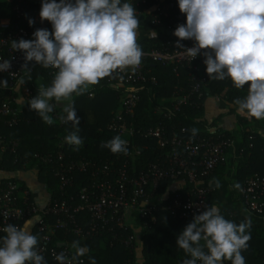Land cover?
<instances>
[{
  "label": "built area",
  "instance_id": "built-area-1",
  "mask_svg": "<svg viewBox=\"0 0 264 264\" xmlns=\"http://www.w3.org/2000/svg\"><path fill=\"white\" fill-rule=\"evenodd\" d=\"M8 3L14 18H0V62L9 60L11 68L0 71V80L8 81L7 88L0 87V126H16L22 120L18 99L21 98L25 106L38 94L29 87H16L28 69H23L24 53L13 50L11 42L34 39L33 33L37 29L52 27L51 22L42 21L39 14L26 12L28 0H8ZM128 3L136 9L140 22L149 16L152 25L165 24L171 37L149 47L138 43L143 51L139 68L117 71L107 77L121 94L119 106L111 112L106 131L111 139L120 136L127 141V154H108L106 158L96 160L72 159L63 151V146L68 143L64 137H58L55 151L32 154L33 160L43 164L42 174L50 170L58 182L56 192L44 206H38L31 193L22 190L16 181L7 180L0 186V237L6 235L2 229L7 224L21 227L26 221L38 218L35 224L40 239L37 250L47 264H58L55 256L60 253L72 264L84 261L82 256L72 260L76 253L71 247L72 242L54 239L60 231L80 240L107 235L109 244L128 247L136 239L134 231L126 233L127 229H133L127 223L129 217L134 221L139 218L148 226L156 221L157 213L163 211L174 219L190 223L194 215L211 206L209 198L216 187L205 181L226 162L227 150L233 143L223 132H197L193 136L179 124L167 127L157 120L150 125L135 123L133 117L140 103L137 93L140 85H157L156 76L147 67L149 63L169 67L175 77H183L182 81L177 80L168 101L173 110L182 106H203L211 79L206 72L204 50L193 59L187 55L185 48L193 47L194 40H182L180 43L185 48L177 47L179 38L174 35V30L186 23V14L181 13L178 0H128ZM30 19L34 21L32 25ZM57 71L50 68L52 81ZM160 113L170 119V112H161L157 105L153 107V115ZM53 115L56 121L62 122L61 111ZM137 140L150 141L154 145L137 144ZM157 148L161 150L158 157ZM142 150L150 151L153 158L138 161ZM5 153L10 155L12 164L29 162L21 157L19 141L6 138L0 131V159ZM181 181L186 186L169 194H158L162 182ZM238 197L245 210L261 213L264 209V176L254 173L245 178L238 188ZM234 216L232 213L231 217Z\"/></svg>",
  "mask_w": 264,
  "mask_h": 264
},
{
  "label": "clouds",
  "instance_id": "clouds-1",
  "mask_svg": "<svg viewBox=\"0 0 264 264\" xmlns=\"http://www.w3.org/2000/svg\"><path fill=\"white\" fill-rule=\"evenodd\" d=\"M178 6L186 14V23L174 30L179 38L177 47H184L182 40H194L193 47L184 48L191 59L204 50L210 79L228 77L237 89L247 84V96L234 101L237 112L264 120V0H178ZM39 15L42 21L51 22L52 31L37 29L34 39L13 40L11 47L24 53L27 80L31 79L30 61L58 70L51 85L40 87L28 104L44 123L52 125L50 114L63 103L66 116L61 120L64 124L71 122L76 129L64 139L78 151L83 139L78 135L80 118L73 95H83L89 86L114 72L139 68L143 56L137 42L140 20L133 5L121 0H42ZM33 23L30 19L29 24ZM152 35L156 37V32ZM10 68L9 60L0 62V71ZM25 81L21 78L16 87ZM0 87L7 88L8 81H0ZM191 131L193 136L198 132L196 128ZM101 147L113 154L128 151L127 141L120 136ZM212 183L221 187L219 180ZM250 227V220L237 224L226 219L215 204L206 208L194 215L177 236V246L190 257L182 264H246L242 251L248 248ZM2 231L6 235L0 237V264H47L27 221L22 227L7 224ZM71 247L76 249L72 260L84 254L79 241H73ZM55 259L58 264H72L63 253ZM91 264H95L94 258Z\"/></svg>",
  "mask_w": 264,
  "mask_h": 264
},
{
  "label": "trees",
  "instance_id": "trees-1",
  "mask_svg": "<svg viewBox=\"0 0 264 264\" xmlns=\"http://www.w3.org/2000/svg\"><path fill=\"white\" fill-rule=\"evenodd\" d=\"M121 2H128V0H121ZM41 6L42 5L38 6L28 1L26 12L34 15L37 13V7L41 8ZM0 18H14L11 5L8 2L0 4ZM140 26H142L146 32L143 37L137 41L144 47L152 46L163 39L171 37V32L165 24L152 25L149 16L140 22ZM47 29L50 30V28ZM153 31L156 32V37L152 35ZM28 67L31 69V79L27 80L29 74L27 70L23 77L26 81L24 85L21 86L22 89L24 87H29L33 91L38 92L40 87L51 85L52 80L49 75L50 68H44L35 61H30ZM147 67L156 76L157 85H140V89L137 91L140 95V103L133 117L135 123L137 125H150L157 120V122L161 121L165 123L167 127H170L171 124L185 126L188 133H192L191 130L197 125L195 115L201 111L202 106L199 108L182 106L179 110H173L168 102L172 96L174 86L177 84V80H183V77H175L171 68L162 67L159 64L149 63ZM0 81H2V79ZM247 93V84L243 88L237 89L228 77L224 80L211 79L207 90V95H217L225 98L226 101L233 106L229 108L228 112L235 116H237L235 111L237 105L234 103L235 99H243L247 96ZM120 94L121 92L111 84L107 77H105L101 79L98 84L89 86L88 91L83 95H73L74 107L77 116L80 118V123L77 126L79 129L78 135L83 139V145L77 151L74 150L73 146L65 144L63 146V151L66 156L72 159L85 158L96 160L98 158L104 159L108 154L113 155L108 148H102L101 144H103L104 141L111 140V136L106 131V125L111 112L119 106ZM156 105L161 112H170V119L164 118L162 113L157 114V116L153 115L152 110ZM63 107V103L57 104L53 113L50 114L54 119L52 125L44 123L37 113L30 109L29 104H26L20 114L22 120L16 126H0V131L6 138L19 141V152L21 157L29 160L27 164L15 165L12 164L10 155L5 153L0 159V170L16 172L25 170L30 166L35 167L39 181L49 190V198L56 192L58 182L50 170H46V173L44 175L42 174L44 166L33 160L32 154L36 152L43 154L55 151L57 149L56 144L58 142V137L65 138L70 132L76 130L71 122L64 124L63 122L56 121L53 115L55 112L61 111V114L66 116ZM252 119L255 122L259 121L254 117ZM262 126L264 127V120L262 121ZM237 128L243 140V145L245 147L251 145L246 151L249 152L250 158L255 165H253L252 170L246 172L249 174L248 177L254 173L264 176V136L256 133L255 129L243 124L238 119ZM223 133L232 137L230 132ZM136 143L149 146L154 145V143L150 141L137 140ZM160 152L161 150L157 148V157ZM152 158L153 154H150V151L142 150L138 161L145 162L147 159ZM244 179L242 180L241 178L242 182ZM7 180L18 182L22 190L28 191L25 184L17 179V177L0 179V186ZM242 182L239 184V187ZM167 184V182H162L159 185V195L165 192ZM236 193L237 200L239 201L238 189ZM209 201L211 206L215 204L217 207H220V213L226 219L236 222L237 224L247 221L238 215L231 217V210L221 206L219 203L217 188L210 196ZM230 202L232 201H228V203ZM252 214L264 219V209L261 213ZM35 219L36 224L38 218ZM135 223L137 226L142 227L140 243L135 239L128 247L120 244H109L107 235L80 240L70 234L64 235L62 231H60L57 232L54 239L66 240L68 242L79 241L80 245L86 250V252L81 255L84 258L82 264H91V258H94L95 264H127L128 262L132 264H182L184 259L190 258L176 244L177 236L188 224L187 222L174 219L166 212L160 211L157 213L156 221L148 226L145 221L139 218L135 220ZM35 224L33 227L34 231H36ZM247 231L250 233L251 239L248 241V248L242 251L246 264H264V226H261L258 220H254L251 221V227L247 229ZM126 233L132 234L133 229H127ZM35 235L38 237L39 244V235L37 232H35ZM224 264H231V261H225Z\"/></svg>",
  "mask_w": 264,
  "mask_h": 264
},
{
  "label": "crops",
  "instance_id": "crops-1",
  "mask_svg": "<svg viewBox=\"0 0 264 264\" xmlns=\"http://www.w3.org/2000/svg\"><path fill=\"white\" fill-rule=\"evenodd\" d=\"M31 3H34L38 6L42 5V0H28ZM8 0H3L2 3H7ZM37 13L39 14L40 9L37 7ZM39 11V12H38ZM52 31V27L49 30ZM145 30L142 26L139 25L137 40H140L141 37L145 34ZM19 106L23 110L24 102L21 98L18 99ZM233 106L230 105L225 98L219 97L217 95H207L203 102L202 109L199 113L195 115V120L197 121V125L195 128L198 132L201 133H219V132H230L232 134V145L227 150V158L226 162L219 166L216 172L206 180V184L215 186L212 182L213 180H219L221 187L217 188V197L221 206L230 209L232 213L242 217L245 220H258L261 226H264V219L255 216L251 212H248L243 208L240 202L237 200L236 190L238 189L237 185H239L242 180L248 177L249 170H252L253 165L255 163L251 160L249 152H247V148L251 146L245 147L243 145V140L241 135L238 132L237 128V119L240 120L243 124L252 127V129L256 130V133L264 136V127L262 126V121L259 120L255 122L252 118H246L244 115L236 113L230 114L228 112L229 108ZM17 177L20 181H22L28 191L31 193L33 200L35 203L42 207L49 200V190L45 187L43 183L39 181L37 176L36 168L33 166L27 167L25 170H19L16 172H8L0 170V179ZM242 178V180H241ZM186 186L184 182H172L168 183L165 187V194H169L173 190ZM228 201H232L228 203ZM220 208V207H218ZM28 222V230L35 235L33 230L34 224L36 222L35 218H32L27 221ZM132 222L136 225L135 221L132 218H128L127 223L130 227H133ZM23 223L22 226H24ZM142 229V227H139ZM134 231V230H133ZM137 239V238H136ZM140 243V237L138 240ZM73 243V242H72ZM71 243V245H72Z\"/></svg>",
  "mask_w": 264,
  "mask_h": 264
},
{
  "label": "rangeland",
  "instance_id": "rangeland-1",
  "mask_svg": "<svg viewBox=\"0 0 264 264\" xmlns=\"http://www.w3.org/2000/svg\"><path fill=\"white\" fill-rule=\"evenodd\" d=\"M3 0H0V4L2 3ZM132 225L134 227V234H135V237L137 238L136 240L139 239L140 235H141V232H142V229H140L139 227H136L135 224L132 222Z\"/></svg>",
  "mask_w": 264,
  "mask_h": 264
}]
</instances>
